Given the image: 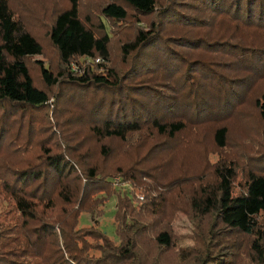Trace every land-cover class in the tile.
I'll return each mask as SVG.
<instances>
[{"label":"trees","instance_id":"trees-1","mask_svg":"<svg viewBox=\"0 0 264 264\" xmlns=\"http://www.w3.org/2000/svg\"><path fill=\"white\" fill-rule=\"evenodd\" d=\"M112 173L146 194L119 198L117 242L78 224ZM182 211L207 217L186 240ZM169 250L264 264V0H0V264Z\"/></svg>","mask_w":264,"mask_h":264},{"label":"rangeland","instance_id":"rangeland-1","mask_svg":"<svg viewBox=\"0 0 264 264\" xmlns=\"http://www.w3.org/2000/svg\"><path fill=\"white\" fill-rule=\"evenodd\" d=\"M100 57H95L94 60L98 61ZM92 59L90 57L87 58H81V63L86 61H91ZM71 67L74 70H79V63L76 61H72ZM106 181L110 184V195L108 196L107 200H102V198H105V193L98 194L100 195L99 199L101 201L97 204V207L95 209L84 212L78 217V224L79 225H88V224H96L100 226L102 229L106 231V234H108V238L111 239L113 242H117L120 239V235L118 234L117 230L115 232V220H116V212L119 209V198L120 197H130L137 201L139 205L142 203L140 201H143L145 198V190L143 187H140L139 184L136 182H133L129 180L128 178H125L121 173H112L106 176ZM157 191H153L152 195H156ZM135 197V198H134ZM102 210V212H101ZM154 211H156V208H153ZM123 211V210H121ZM101 212V213H100ZM194 213H188V212H179L174 217L172 221L169 222V224L172 226L175 234L178 236L180 240H186L188 237L193 236V227L195 226V222H199L201 225H205L207 223V217H196L194 216ZM114 220V221H113ZM143 220V219H140ZM146 221V220H144ZM128 222V221H127ZM135 222V221H132ZM147 222V221H146ZM131 223V222H130ZM132 226V224H131ZM130 227V226H129ZM56 229L58 230V226H56ZM147 229L148 232L145 234L146 240L151 239V233L154 229H156V224L154 222L148 223L147 222ZM153 242V241H152ZM144 243V242H143ZM144 246L147 250V252H150L151 254H154L157 252V247L153 245L152 243H144ZM203 250V248H197L193 249V251L190 253L191 255L197 253ZM67 254V253H65ZM168 258L165 260V264H177V256H175L174 252L172 250L168 251ZM126 264V263H124Z\"/></svg>","mask_w":264,"mask_h":264}]
</instances>
